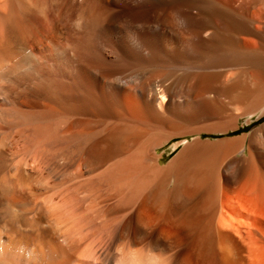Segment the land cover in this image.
<instances>
[{"label": "bare ground", "instance_id": "6f19581e", "mask_svg": "<svg viewBox=\"0 0 264 264\" xmlns=\"http://www.w3.org/2000/svg\"><path fill=\"white\" fill-rule=\"evenodd\" d=\"M254 115L264 0H0V264H264Z\"/></svg>", "mask_w": 264, "mask_h": 264}, {"label": "rangeland", "instance_id": "374dc122", "mask_svg": "<svg viewBox=\"0 0 264 264\" xmlns=\"http://www.w3.org/2000/svg\"><path fill=\"white\" fill-rule=\"evenodd\" d=\"M258 117V118H257ZM264 124V117L261 116L259 117L258 115H254L252 117H242L239 119V129L234 131V132H229L228 134L225 135H215V136H210L208 138L210 139H215V138H224V137H235V136H239L243 133L249 134L251 132H253L255 129H257L258 127L262 126ZM189 140L191 139V137L188 138ZM181 140V138H174V140L172 139L171 141H169L167 144H165L163 147L160 148L159 152L163 155L162 158V162L163 163H167L169 162L174 155L177 153V151L181 148H173L172 146L174 144H176L177 142H179ZM24 230L25 232H29L31 231V226L29 224H25L24 225ZM32 237H29L31 239L35 238V235H30Z\"/></svg>", "mask_w": 264, "mask_h": 264}]
</instances>
